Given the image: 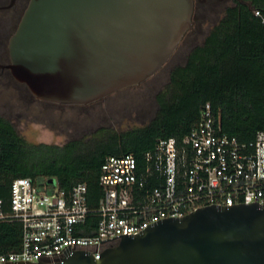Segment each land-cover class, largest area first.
Wrapping results in <instances>:
<instances>
[{"label":"water","instance_id":"95a60500","mask_svg":"<svg viewBox=\"0 0 264 264\" xmlns=\"http://www.w3.org/2000/svg\"><path fill=\"white\" fill-rule=\"evenodd\" d=\"M193 6L194 0H28L3 66L37 100L88 105L153 76L191 27ZM4 264H264V204L207 205L165 218L121 236L98 259L72 250L55 262Z\"/></svg>","mask_w":264,"mask_h":264},{"label":"built area","instance_id":"2783aa9c","mask_svg":"<svg viewBox=\"0 0 264 264\" xmlns=\"http://www.w3.org/2000/svg\"><path fill=\"white\" fill-rule=\"evenodd\" d=\"M253 14L264 25V12ZM95 203L85 182L70 190L28 177L12 179L0 193V220L20 224V247L0 252V264L55 262L67 251L84 250L98 259L121 236L133 235L159 220L182 217L207 206L264 204V129L249 141L223 132L206 102L198 124L180 141L161 138L140 158L106 155L100 165ZM88 217L93 234H80Z\"/></svg>","mask_w":264,"mask_h":264},{"label":"trees","instance_id":"16d2710c","mask_svg":"<svg viewBox=\"0 0 264 264\" xmlns=\"http://www.w3.org/2000/svg\"><path fill=\"white\" fill-rule=\"evenodd\" d=\"M194 8L195 4L193 12ZM255 8L264 12V0H232L221 8L202 40L191 44L183 62L170 69L167 83L155 94V113L146 124L59 145L28 142L0 116L1 195L7 197L15 177H28L39 186L52 179L66 193L79 180L86 183L88 198L95 203L106 155L131 153L140 158L161 138L180 141L198 124L206 102L223 132L240 141L251 140L264 129V25L253 14ZM94 222L88 217L80 234H93ZM20 238L18 222L0 220V252L19 249Z\"/></svg>","mask_w":264,"mask_h":264},{"label":"rangeland","instance_id":"374dc122","mask_svg":"<svg viewBox=\"0 0 264 264\" xmlns=\"http://www.w3.org/2000/svg\"><path fill=\"white\" fill-rule=\"evenodd\" d=\"M196 3L194 0L190 32L169 60L141 84L121 89L88 105H59L33 98L24 84L4 72L0 73V116L9 120L28 142L59 145L73 138L104 136L111 131L146 124L155 113V94L167 83L170 69L183 62L188 47L202 40L221 8L232 0ZM24 8L17 12L0 9V60L7 57L8 38Z\"/></svg>","mask_w":264,"mask_h":264},{"label":"flooded vegetation","instance_id":"af4514ba","mask_svg":"<svg viewBox=\"0 0 264 264\" xmlns=\"http://www.w3.org/2000/svg\"><path fill=\"white\" fill-rule=\"evenodd\" d=\"M27 1L28 0H14L13 4L11 6L5 7L7 4H9L10 0H8L7 2H3V0H0V9L1 10H11V11L17 12L23 6H26L25 4H26ZM6 47H7V57L5 59L0 60V73L7 72V73H9L11 75L10 70L3 66V65H5V64H7L9 62L8 42H7V46Z\"/></svg>","mask_w":264,"mask_h":264}]
</instances>
